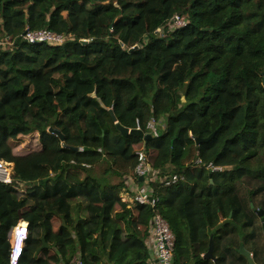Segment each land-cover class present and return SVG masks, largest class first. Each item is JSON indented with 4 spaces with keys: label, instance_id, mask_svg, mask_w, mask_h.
Returning a JSON list of instances; mask_svg holds the SVG:
<instances>
[{
    "label": "trees",
    "instance_id": "trees-1",
    "mask_svg": "<svg viewBox=\"0 0 264 264\" xmlns=\"http://www.w3.org/2000/svg\"><path fill=\"white\" fill-rule=\"evenodd\" d=\"M176 15L188 22L172 29ZM43 28L71 37L24 38ZM152 119L148 140L118 127L146 133ZM0 159L14 164L0 264L21 219L19 264H156L154 213L123 198L129 178L153 188L174 264H248L241 247L264 264V0H0Z\"/></svg>",
    "mask_w": 264,
    "mask_h": 264
},
{
    "label": "built area",
    "instance_id": "built-area-1",
    "mask_svg": "<svg viewBox=\"0 0 264 264\" xmlns=\"http://www.w3.org/2000/svg\"><path fill=\"white\" fill-rule=\"evenodd\" d=\"M188 20L184 15H176L172 18L170 25L172 29L180 28L187 24ZM161 29L158 30V32ZM71 37L70 35L60 34L53 32L49 29H38V30H30L24 34V38L30 42H48L53 45L62 44L66 39ZM161 122H157V120L152 119L148 123V128L151 130L149 133L153 136L157 135L159 132L158 125ZM140 128V127H138ZM199 164H202V160H198ZM5 161L0 160V181L9 182L12 181V173H10ZM207 168L210 172L222 171L225 169L222 166H216L213 163H209ZM150 168V164L148 161V157L144 151H140L138 153V163L135 167V174L138 176H145ZM158 179V177H156ZM185 175L175 174L172 176H167L161 179V182L164 185H171L179 182L180 180H184ZM130 188H134L135 185H132L130 178L127 181ZM146 185V186H145ZM153 188L148 184H144L141 186L137 194L132 197L134 200H137L139 203L150 205L153 210V217L151 223V235L148 239V247L150 253L154 256L156 260V264H174V254H175V246L177 241V236L174 230L172 229L168 220L156 209L157 207V199L152 195ZM27 230L21 225L17 226L13 233V241L10 248V262L9 264H19L21 255H22V240L26 237ZM19 237V243L18 238ZM71 264H83V261L80 257H74Z\"/></svg>",
    "mask_w": 264,
    "mask_h": 264
},
{
    "label": "water",
    "instance_id": "water-1",
    "mask_svg": "<svg viewBox=\"0 0 264 264\" xmlns=\"http://www.w3.org/2000/svg\"><path fill=\"white\" fill-rule=\"evenodd\" d=\"M83 42H86V40H84ZM136 48L137 47H133L132 49H130V51L132 52ZM111 111H112L114 120H116V116H115L113 110H111ZM118 127L120 128L122 133L125 134V135L130 134V133L137 134V135L142 136L146 140H148V139L153 137L150 133H145L141 128L129 129L128 127L122 126L120 124H118ZM50 130L53 131V132L58 133L61 136V138H64L60 131L53 130V129H50ZM214 135H215V133L211 134L207 138L196 137V143L198 145H201L203 142H206V141H209L210 139H212ZM141 180H143V177H141ZM253 206L254 205L252 204V207ZM257 214L262 218L263 228H264V210H257ZM42 240H43L44 243H43V246L40 247V249H42L44 246H48L47 242L45 240V237H43ZM240 250H241V253L246 256V258L248 260V264H256V262L253 259V254H252L251 251L247 250L245 247H241ZM204 256L207 257V258L213 257V240L212 239H211L209 250L207 251V253H205Z\"/></svg>",
    "mask_w": 264,
    "mask_h": 264
},
{
    "label": "clouds",
    "instance_id": "clouds-1",
    "mask_svg": "<svg viewBox=\"0 0 264 264\" xmlns=\"http://www.w3.org/2000/svg\"><path fill=\"white\" fill-rule=\"evenodd\" d=\"M84 41V40H83ZM30 42V41H29ZM45 42V41H44ZM138 128V127H137ZM146 133H149V132H146ZM152 135V134H151ZM153 136V135H152ZM1 160V159H0ZM4 161V160H3ZM7 162V161H6ZM10 163V162H9ZM224 168H226V167H224ZM223 170H225V169H223ZM212 173V172H211ZM0 182H4V183H10L11 181H9V182H5V181H0ZM23 223H26L27 225L25 226V225H23ZM21 226V225H23L25 228H26V230H27V235H26V237L22 240V255H21V258H22V256H23V253H24V249H25V247H26V245H27V241H28V238H29V234H30V230H29V223L27 222V221H25V220H23V219H21L18 223H17V225H15L13 228H12V230H11V241H13V233H14V230H15V228L17 227V226ZM18 238V243H19V237H17ZM11 245H12V243H11ZM11 245H10V248H11ZM20 261H21V259H20ZM9 262H10V251H9ZM20 263V262H19Z\"/></svg>",
    "mask_w": 264,
    "mask_h": 264
},
{
    "label": "rangeland",
    "instance_id": "rangeland-1",
    "mask_svg": "<svg viewBox=\"0 0 264 264\" xmlns=\"http://www.w3.org/2000/svg\"><path fill=\"white\" fill-rule=\"evenodd\" d=\"M5 163L6 164H4V165H7V167H8V169H9V171H10V173H12V171L14 170V164L13 163H9V162H6L5 161ZM147 174V173H146ZM146 186V185H145ZM18 188L20 189V191H25L26 189H27V186H25V185H22V184H20L19 186H18ZM134 189V188H133ZM129 195V194H128ZM123 198L124 199H127V198H130L129 196L127 197V194H123ZM74 259V258H73ZM73 261V260H72Z\"/></svg>",
    "mask_w": 264,
    "mask_h": 264
},
{
    "label": "crops",
    "instance_id": "crops-1",
    "mask_svg": "<svg viewBox=\"0 0 264 264\" xmlns=\"http://www.w3.org/2000/svg\"><path fill=\"white\" fill-rule=\"evenodd\" d=\"M146 184H147V183H146ZM140 187H141V186H138V185H137V186L134 187V189L132 188V190H131L130 192H128L129 195L127 194V197H128V196L131 197V198L134 197V196L137 194V191H138V189H139ZM24 224H26V223H24ZM26 225H27V224H26ZM9 237H10V242L12 243V241H11V232H10V236H9Z\"/></svg>",
    "mask_w": 264,
    "mask_h": 264
},
{
    "label": "bare ground",
    "instance_id": "bare-ground-1",
    "mask_svg": "<svg viewBox=\"0 0 264 264\" xmlns=\"http://www.w3.org/2000/svg\"><path fill=\"white\" fill-rule=\"evenodd\" d=\"M23 225H25V226H26V224H24V223H23Z\"/></svg>",
    "mask_w": 264,
    "mask_h": 264
}]
</instances>
